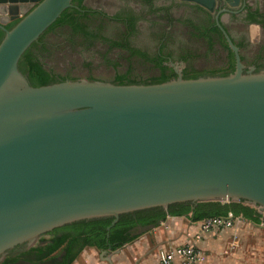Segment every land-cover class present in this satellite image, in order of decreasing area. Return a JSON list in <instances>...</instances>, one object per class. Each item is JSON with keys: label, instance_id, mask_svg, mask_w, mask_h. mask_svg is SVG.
Returning a JSON list of instances; mask_svg holds the SVG:
<instances>
[{"label": "water", "instance_id": "1", "mask_svg": "<svg viewBox=\"0 0 264 264\" xmlns=\"http://www.w3.org/2000/svg\"><path fill=\"white\" fill-rule=\"evenodd\" d=\"M25 1L0 0V259L58 226L113 217L110 229L154 206L242 201L264 213V70L242 69L219 23L236 53L226 76L34 87L18 61L73 0H37L6 29Z\"/></svg>", "mask_w": 264, "mask_h": 264}, {"label": "flooded vegetation", "instance_id": "2", "mask_svg": "<svg viewBox=\"0 0 264 264\" xmlns=\"http://www.w3.org/2000/svg\"><path fill=\"white\" fill-rule=\"evenodd\" d=\"M146 1L148 7L138 4L136 8L129 5L121 6L116 12L107 15L100 8H87L86 0H82L80 8L77 1L72 2V6L79 8L82 13V21L86 23V33H72L70 27L65 26L66 35L62 37L58 44H54L46 39L47 32L41 35L34 43L31 50L38 58L44 68L46 62L54 56L60 59L67 56L77 55L88 52L96 53L101 58L105 66L118 69L119 63L125 62L126 65H145L159 72L160 68L155 65V57L160 59L162 66L172 68L165 74L173 79L180 76L190 75L187 71L189 65H193L194 58L186 54V51L172 55L170 48V35L175 27H182L188 31L189 35L195 37L198 45L206 48L207 51H216L222 55L225 62L223 70L225 72L234 71L236 68V53L229 47L227 39L220 29L219 25L225 30L231 42L237 47V55L244 71H262L264 70V0H215V8L208 11L202 6L185 0H139ZM155 4L149 5L148 2ZM156 2H160L156 6ZM139 7V8H138ZM191 12L192 19L183 20L176 17V13ZM118 14L121 17H116ZM144 19H150L149 28L143 30L139 28L144 23ZM210 20L219 31L207 32V35H201L203 32L204 21ZM132 22L133 31H127L126 23ZM119 24L121 29L115 28L111 34H105L104 31L109 25ZM60 27H55L57 29ZM63 29V28H61ZM237 34H235L233 32ZM140 42L143 46L140 45ZM138 50L140 54L135 53ZM98 52V53H97ZM95 54V55H96ZM98 57V56H97ZM231 63H233L231 67ZM116 65V66H115ZM115 66V67H114ZM47 69V68H46ZM179 72V73H178ZM223 72V71H218ZM125 80L137 82H149V79L134 78L130 73H124ZM203 74H208L205 72ZM93 80L98 77L92 76ZM59 78V77H58ZM69 80V77H65ZM116 82L115 79H109ZM26 244H20L9 249L5 256L0 259L4 261L8 255H18L25 252ZM25 256V255H24ZM25 258V257H24ZM61 258L58 257V262ZM7 264H32L27 259L20 258L17 262H8ZM51 264H55L51 263Z\"/></svg>", "mask_w": 264, "mask_h": 264}, {"label": "trees", "instance_id": "3", "mask_svg": "<svg viewBox=\"0 0 264 264\" xmlns=\"http://www.w3.org/2000/svg\"><path fill=\"white\" fill-rule=\"evenodd\" d=\"M73 1H77L80 8L83 7L81 5L82 0ZM32 9L33 8L31 7L26 13ZM84 15L85 13H82L79 8L71 6L65 9L59 18L44 33L55 27H60L64 30L65 26H68L72 33L80 32L85 34L87 32L86 23L82 21V16ZM115 16L121 17L118 14ZM20 19L21 17L6 24V29H12ZM126 25L128 28L127 31L131 32L134 30V24L132 22L128 21ZM202 28L204 31H199L201 35H207V32L209 33L211 31H219L212 22H207ZM4 33L5 32L0 29V42L4 37ZM34 43L31 44L32 47ZM31 46L21 55L18 61V69L26 76L28 82L32 86L38 87L67 80L65 77L58 78L54 76L50 71L44 68L31 50ZM135 53L141 55L138 50H135ZM154 62L156 66H159L161 74L158 77L152 78L149 82L125 80V75H117V81L114 83L155 84L170 80L171 78H169L164 71L170 69L171 74H173L172 68L162 66L160 59L156 57ZM232 65L233 63H231V67ZM232 72L233 71H223L220 74H203L194 72L184 77L197 78L201 76H226ZM229 213L234 217L241 215L242 217L256 223H259L262 217V214L259 213L255 207L244 204L242 201H205L196 203L189 201L177 202L170 204L167 209L161 206H154L121 214L110 229L107 228L111 225L113 217L79 220L58 226L45 233V235H48V238H41L40 245L30 248L21 253V255H8L4 261L0 262V264H7L8 262L14 263L23 255H25V259L32 264H51L54 262L55 264H71L75 257L85 247L91 246L100 250H114L120 248L137 237V235L134 234L137 227L156 226L168 215L188 216L192 221H202L210 217L224 218L227 217ZM58 257L61 258V261L59 262Z\"/></svg>", "mask_w": 264, "mask_h": 264}, {"label": "rangeland", "instance_id": "4", "mask_svg": "<svg viewBox=\"0 0 264 264\" xmlns=\"http://www.w3.org/2000/svg\"><path fill=\"white\" fill-rule=\"evenodd\" d=\"M149 5L155 4L152 2H148ZM157 7L158 4H161L160 2H156ZM138 4H141L142 6L148 7L146 1L140 2L139 0H86V5L87 8L94 9V8H100L105 12L107 15H110L114 12H116L121 6L123 5H129L131 7L136 8ZM31 8V7H30ZM28 8L26 12L30 9ZM139 8V7H138ZM192 14L191 12H181V13H176L177 18H181L183 20H190L192 19ZM150 19H144V23L140 26L139 28H143V30L149 28L150 30L153 31L152 27L155 28L154 26L149 25ZM207 22H210V20L204 21L206 25ZM115 28L121 29V26L119 24H114V25H109L106 29L108 31H104L105 34H111ZM118 29V30H119ZM235 34V30H233ZM66 35V31L57 28V29H52L47 32V35L45 36L47 40L51 41L54 44H58L61 40L62 37ZM193 36V35H192ZM191 35L188 34V31H186L182 27H175L173 32L170 35V48L168 50L172 55L179 54L181 53L180 50L186 51V54L191 56L190 58H194V63L189 65V68L187 71L192 74L194 72L198 73H215V74H220L218 71H224L223 70V65H224V58L218 52L216 51H207L206 48L200 47L198 45V42L195 37H192ZM140 45L143 46L140 42ZM77 55H72V56H67L66 58L60 59L59 57H53L51 60L49 59L48 62L44 63L45 67L47 68L48 71H50L54 76L56 77H69V80H81V79H87V80H93L94 78L92 76L98 77L99 81H104V82H111L109 79H115L117 75H125L124 73H130L134 78H142V79H152L157 77V73L159 72L156 69H152L150 67H147L145 65H126L125 62L123 63H118L117 66L119 65L118 69L115 68H110L104 65V63L101 61V58L99 55L96 53H91L88 52L86 54L80 53ZM98 53V52H97ZM96 54V55H95ZM98 56V57H97ZM176 56V55H175ZM116 66V65H115ZM114 66V67H115ZM164 72H168V69H166ZM222 73V72H221ZM114 83V82H112ZM116 84V83H115ZM222 226H216L213 229H222ZM230 228V227H229ZM210 230L209 232L205 233L204 235H208L211 233ZM216 230V231H218ZM224 240L218 245L217 250L219 257H225L227 255L231 256H237V257H243L245 259H248L253 256H259L257 254H251L252 252L248 250V246H246L247 242L245 240H241L239 245H235L234 247H229L227 245L229 241V236L223 235ZM210 237V236H209ZM41 238H48V235L42 234L38 238H36V241L34 244L29 247L33 248L38 245H40V239ZM211 239V237L209 238ZM27 249V250H29ZM88 248H84L83 250L80 251V253L75 257V259L71 262V264H75L76 260L82 259L81 263L83 262L84 256H88ZM26 250V251H27ZM208 254L207 257H205L204 261L202 264H211V259H210V252L207 249ZM214 251V249H213ZM162 250L158 251L156 256H150L147 258V256H143L141 258V261H144V264H152L151 261L154 259H159L160 254ZM249 253V254H248ZM251 254V255H250ZM158 255V256H157ZM136 256V255H135ZM134 257V254H131L129 258ZM154 257V258H153ZM25 259L24 255L19 257V259ZM18 259V260H19ZM16 260L15 262H17ZM140 261V263H142Z\"/></svg>", "mask_w": 264, "mask_h": 264}, {"label": "crops", "instance_id": "5", "mask_svg": "<svg viewBox=\"0 0 264 264\" xmlns=\"http://www.w3.org/2000/svg\"><path fill=\"white\" fill-rule=\"evenodd\" d=\"M36 2L37 0H27L18 3V11L15 15H10L6 24L15 20L12 18L22 16ZM1 16H8L7 7L0 13V18ZM259 213L262 214L259 223L248 220L241 215L235 216L232 227L222 226V229H216L218 231L213 229L214 231H211L208 235L202 234L199 240L195 236L199 233L201 221H192L188 216L168 215L156 226L137 227L134 231L137 237L120 248L114 250L106 249L103 253L102 250L96 247L87 246L88 256H84L82 263V259L76 260L75 264H144V261H141L143 256H147V258L156 256L157 250H162L163 252L172 246L191 242H195L204 250L205 257L208 254L207 249L209 250L211 264H264V213ZM223 235H227L230 238L227 243L229 245L228 248L237 246L241 240H245L249 253L251 251V254L259 256H253L248 259L231 255L219 257L217 247L224 240ZM209 236L211 239H209ZM131 254H134V257L129 258ZM158 260L154 259L151 263L158 264Z\"/></svg>", "mask_w": 264, "mask_h": 264}, {"label": "built area", "instance_id": "6", "mask_svg": "<svg viewBox=\"0 0 264 264\" xmlns=\"http://www.w3.org/2000/svg\"><path fill=\"white\" fill-rule=\"evenodd\" d=\"M234 216L229 213L227 217H210L201 221L199 233L195 238L200 239L202 234L216 226L232 227ZM205 259L204 250L195 242L180 244L165 249L158 260V264H202Z\"/></svg>", "mask_w": 264, "mask_h": 264}]
</instances>
